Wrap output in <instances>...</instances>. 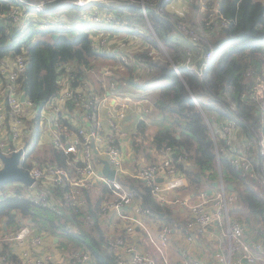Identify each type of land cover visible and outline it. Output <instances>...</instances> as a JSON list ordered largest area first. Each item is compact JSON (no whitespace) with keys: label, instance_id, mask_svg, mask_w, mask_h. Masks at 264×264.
Listing matches in <instances>:
<instances>
[{"label":"trees","instance_id":"1","mask_svg":"<svg viewBox=\"0 0 264 264\" xmlns=\"http://www.w3.org/2000/svg\"><path fill=\"white\" fill-rule=\"evenodd\" d=\"M37 1L39 0H27L28 11L33 14H28L26 18L28 24L24 32L0 24V59L7 53L17 54L23 45L26 51V66L18 75L17 83L25 97L39 108L57 93L59 89L57 81L61 72L66 73L67 68L71 70L76 80L71 82L72 85L79 81H88V72L95 68L94 60L105 55L100 54L103 51L97 52L101 48L96 49L94 47L96 41L91 33L84 31L87 25L73 22L79 19L85 24L90 23L91 20L82 16L88 13L87 6L75 7L70 3L73 0H44L41 7L43 9L37 10L36 5L39 3ZM114 2H119L120 5L104 3L97 5L98 15L104 13L102 15L110 14L113 17L106 26L108 31H112L115 22L132 24L127 28L136 32L133 35L145 36L146 28L151 39H146L145 36L144 40L147 42L142 43L159 48L164 56L167 51L164 46L169 45L168 55H171L172 60H153L145 51L135 52L133 57L131 55V63H123L124 74L119 79L140 89L158 88L151 110L145 115L146 118L151 115L152 122L160 124L150 136L151 146L158 151L167 146L171 147L172 163L183 172L191 184L199 185L206 178L212 180L220 176L233 184L234 189L240 187L237 191L240 203L245 208V221L250 224L254 219V224L258 220V223L264 224V193L253 190L251 184L253 178L242 176L223 155H220L218 163L216 162L215 143L205 118L208 112L224 116L225 113L228 114L230 104H233L236 125L241 128L244 135L252 138L264 135V0H218V16L207 26L215 33L209 36L200 35L195 42L202 48L197 52L193 48L189 51L186 47L180 50V43L173 41L176 35L190 37L185 31V26H189L187 21L192 20L191 15L188 17L155 12L154 8L166 4L163 0H114ZM10 4L9 1L0 2V14L9 12ZM62 7L70 8L69 13L67 10L63 13L72 19L66 20L68 24L77 26L75 27L77 29L60 30L61 32L53 37L52 31L57 28V23L49 21L47 24H50L51 28H41V23L45 19H40L39 16ZM73 7L78 13L76 11L72 13ZM200 22L201 26L206 25L205 21ZM137 24L141 26V30L136 31L138 27L134 25ZM197 32L199 34V31ZM124 40L126 39H120ZM211 48L214 52L212 61L201 74L194 72L192 68H185L184 64L187 61L198 64L199 53L202 52L204 56ZM136 59L145 68L150 69L146 77H139L135 73L134 69L141 67L133 62ZM174 65L180 67L179 73L175 71ZM192 95L206 101L196 103L192 100ZM62 123L69 127L65 121ZM146 130L147 124L140 118L132 133L136 151H139L142 145L141 139L146 138ZM221 144L220 142L218 145ZM145 156L150 157L149 153ZM179 156L183 157V160ZM70 160H73L70 153H64L60 148L53 146L43 158H37L35 164L39 165L43 161L46 165L57 163L61 167H68ZM77 163L79 162L75 164ZM22 165L31 167L32 163L25 162ZM255 167L260 173V162L256 163ZM123 181L155 217L166 224L176 222L171 218L170 207L158 202L151 195L148 186L133 177H123ZM11 184L10 189L14 194H8L0 199V219L5 216L9 223L16 222V216L20 214L30 219L39 231L56 235L62 248L66 249L71 244L74 247L77 245L88 250L100 264H116L114 252L108 242L109 238L112 239L114 236L107 234L105 227H101L100 221L96 219L101 203L114 198L111 188L101 184L99 186L101 189L94 200H91L90 191L94 192L98 188H84L83 194L89 208L76 211L74 207L60 205L61 203L56 210L48 205L35 204L29 198L19 195L27 186ZM5 185H0V188ZM54 189V194L63 200L61 188ZM87 214L94 216L93 222L85 220ZM176 223L181 225V222ZM254 224L252 223L253 226ZM85 225L89 228L84 229ZM6 245L2 242L3 253L7 252ZM73 251H69V254ZM7 255V261L3 264L19 263L16 255L10 252Z\"/></svg>","mask_w":264,"mask_h":264},{"label":"built area","instance_id":"2","mask_svg":"<svg viewBox=\"0 0 264 264\" xmlns=\"http://www.w3.org/2000/svg\"><path fill=\"white\" fill-rule=\"evenodd\" d=\"M3 1H10L11 9L9 12L0 14V24L7 28L15 27L24 32L28 24L26 18H28V14H33V12L28 11L29 3L27 0ZM99 1L104 3L105 0ZM163 1L170 3L172 0ZM37 2H39L36 5L37 10H42L41 7L45 1L39 0ZM96 2L98 1L73 0L70 3L77 7H86ZM215 5L217 7L216 12H218V0L200 2L199 8L206 11L208 6ZM142 11L146 14L144 8ZM156 12L164 14L162 7L156 8ZM209 13L204 12L201 19L208 25L211 24ZM101 17L107 16L98 15L96 12L95 15L89 18L91 24H85L79 19L73 22H76L75 24L81 23L83 26L87 25V30H96V28L88 26L100 25L97 22L100 21ZM108 19L111 21L113 18ZM66 20L57 21V28L54 31L77 29L75 28L77 26L68 24ZM51 27L50 24L41 23V28ZM181 28L185 29V27ZM185 31L190 34V37H188L192 42L200 38L197 31L190 32L186 29ZM94 47H97V45L94 44ZM24 50L22 45L17 54L7 53L0 59V151L2 154L9 156L23 148L25 137L32 131L30 120L37 115L39 123L44 125L46 112L48 113L52 109L53 114H56L57 103H64L63 110L60 111L65 114L68 111L73 113V119L71 120L73 127H70V124L67 123L68 127L59 119L54 118L52 121L54 129H52L50 140L54 147L60 148L64 153H70L73 160H70L68 167H61L57 163L37 165L31 158L22 162L20 166L28 171L33 182L24 188L19 195L29 198L35 204L48 205L54 210L61 203L60 205H69L78 211L86 206L83 189L95 188L105 184L112 189L114 198L104 201L100 206L97 212V218L100 222L110 227L109 232L113 236H115L113 230H125L128 234H132L136 228L142 229L149 242L154 245L156 251L160 254L164 264H172L163 251L170 228L163 225L159 228L157 237L152 235L153 231L144 223V219H147L149 213H151L150 210L141 203L134 191L123 181V177H133L148 186L151 195L160 203H179L188 209L189 219L185 224L187 231L191 232L188 239H193V232H203L210 225H216L230 239L228 248L230 254L240 253L241 257L249 264L264 263V229L261 230V238H249L248 226L229 213L230 207L237 200L235 192H225L221 188L211 194L212 196L202 195L198 201H190L186 198L168 199V191L180 190L185 186V176L172 163L173 150L169 146L160 150L159 160L156 162L143 163L144 161L136 158L126 162L119 142V137L125 133L121 119L126 115L123 110L127 108L126 102L131 103L135 99L137 102L140 101L136 98L139 97V88L121 90V83L117 79L111 78L109 91H113L112 95L104 98L97 95L89 84L85 83L81 88L73 86L71 82L75 80L74 75L67 68L68 73H63L58 77L59 93L57 92V95L52 96L50 100L43 104V106L45 104L48 106V103H50V106L46 110L42 107L38 109L27 97L24 96V99H21L23 92L20 91L17 83L18 75L26 66V51ZM126 52H120V64H123L121 57H126L124 63L129 62ZM213 55L214 52L211 48L202 56V60L198 64H191L187 61L184 64L185 68H192L194 72L201 74L202 70L212 61ZM173 67L175 70L179 68L176 65ZM143 68L147 69L144 65ZM104 72L110 77L113 75L107 68L104 69ZM68 102H71V104L69 105ZM67 105H69V108ZM102 110H105V113H102ZM137 111L147 112L148 108H139ZM228 111L229 114L215 121L212 129H210L215 143L216 159L218 160L219 156L223 155L242 176L253 178L256 180L255 182L264 186V135L256 138L243 135L237 138L233 104H230ZM115 140H117V143ZM220 142L222 144L218 145ZM96 156L97 158H95ZM179 157L183 160V157ZM98 160L106 161L114 171L112 179L106 177L102 171L96 168V161ZM25 162L32 163V166L25 167L22 165ZM76 162L79 163L75 164ZM259 162L261 164L260 173L255 167L256 163ZM2 166L3 162L0 159V169ZM19 184L23 185L22 183ZM11 186L12 184L8 183L0 188V199L8 194H14L10 189ZM55 187L61 188L60 192L63 200L54 194ZM252 188L257 191L256 186H252ZM111 210L115 212L116 216L110 214ZM86 217L92 219L88 214ZM16 220L17 226L14 230H11L7 236L0 235V264L7 261V254L10 252L7 248V252L3 253L2 242L7 244L19 243L21 245L27 240L33 247L22 248L18 264H92V258L84 250H76L71 254L60 255V259H54L47 250L40 251L41 235L36 232L37 230H31L32 225L24 223L25 219L22 216H17ZM112 239L117 264H157L154 256L148 251L138 250L132 243L124 244L123 239L119 237L116 239L113 237Z\"/></svg>","mask_w":264,"mask_h":264},{"label":"crops","instance_id":"3","mask_svg":"<svg viewBox=\"0 0 264 264\" xmlns=\"http://www.w3.org/2000/svg\"><path fill=\"white\" fill-rule=\"evenodd\" d=\"M204 1H206V0H172L170 3H166L165 5L160 6V7L163 8L164 13H168V14H177L178 16H182V15L185 16V15L190 14L192 16V20H191L192 23H195L197 26L198 25L201 26V22L198 19L197 14L199 13L200 15H203V13L201 14L200 12H197V14H196L195 10H192L191 12H188V11H190V8H193V7H195L194 9H197V11H200L199 10L200 2H204ZM0 2H6V1L0 0ZM182 4H184V5H182ZM95 5L97 6V4H95ZM95 5H89V6H87V8L95 7ZM75 7H77V6H75ZM75 7L72 8L73 13L75 11L77 13V9H75ZM184 8H186V10H184ZM66 10L68 12V11H70V8H68V7H66V9H65V7H62L59 9L55 8V9L51 10V12L49 14L59 13L61 11L63 13ZM154 11L156 12V8H154ZM45 14L46 13H43L41 15L44 16ZM64 17L68 20H72V19H69V16L64 15ZM114 25H115L113 27L114 33H117V35H120V33L118 31H120L119 25L121 26V22H115ZM88 27H91V25H89ZM89 30H93V29H89ZM89 30L85 29L84 31L89 32ZM198 30L200 32L199 28H198ZM100 31H102L100 28H96V30H94V32L91 33L92 38L96 39L98 36V32H100ZM59 32H61V31L60 30L52 31V34L56 33V36H57V34ZM123 33L125 34L123 37H125L127 39L131 38L134 41L137 40L138 42L141 43V46H146V44L142 43V42L146 41V40H144V37L136 36V35L129 34V33H128L129 35H127V33L124 30H123ZM112 35H107V36H112ZM174 37L176 38V41H178L180 43L182 50H184V48L186 46L190 47V49L193 48V50L196 52L200 51V49L202 48V47H200V44H198V42H192L189 40V38H187L185 36H184L185 38L183 36L178 37L177 35ZM199 37H200V35H199ZM186 39L189 41H187ZM102 44L103 43H101V46H102ZM99 45L100 44L97 45L96 49L99 48ZM101 46H100L101 49L105 48V47H101ZM101 49H99L97 52L103 51L100 54L105 55V56H102L101 59H103L104 61L111 62L108 64L113 63V58H116V60H118V57L116 56L117 51H115L114 49H111V50L110 49L107 50V48H105L106 50L105 49L101 50ZM202 55H203V53L200 52L199 53L200 61L202 60ZM116 63H119V61ZM115 65L117 66V64H114V66ZM119 65L122 66L123 64L119 63ZM105 68L109 69L113 73V75L111 77H110V75H108L104 72ZM63 73L64 72H61L58 77H60V75ZM123 74H124V71L121 68L113 70L112 68H110L108 66H105V67L102 66L100 69L101 79L99 78L98 81L94 82L91 80L90 76L88 75L89 76V80L87 79L88 81H79L76 84H74L73 86H75L77 88H81L83 84H85V83L89 84L92 87V90L97 95L103 96L104 98H106L107 96L112 95V92H113L112 90L109 91V81L111 78L117 79L118 82L121 83L120 84V85H122V87L120 88L121 90H132V88H135V86H131L127 83H124V81L121 82L119 80L121 78V75H123ZM257 87H258V85H257ZM157 90H158L157 87L152 88L150 90H147L146 88L139 89L140 95L138 94V96L140 98L139 97H136V98H138L140 101L137 102L135 99V100H132L131 103H128V102L125 103V105H127V108H125L123 110H124L126 115L123 119H121V124L123 126V129L125 130V133H124V135L119 137V142H120V145L123 149V156L126 159V162H129L130 159L136 158V159H139L141 161H144L143 163H146L145 162V160H146L148 163V162H153V160H155V158H157V157L159 158L158 154H159L161 149L159 151L156 150L153 146H151L149 141H150V136L153 134V132L158 128V126L160 124L153 123L151 120V117H150L151 115L147 116V118L145 117V115H147V113L151 109H149V105L147 104V100L143 99L145 96L142 98V95L145 92H146V95L147 94L153 95L154 93L157 92ZM59 91H60V89H58L57 92L59 93ZM55 95H57V94H55ZM136 96H137V94H136ZM192 100L197 101V103L200 101H206L204 99H198V98L194 97L193 95H192ZM49 106H50V103H48V106H47V104H45L44 106L42 105L41 107L45 108V110H46V108H48ZM62 106H64V103H57L56 109H55L56 114H53L52 109L48 113L46 112V116L44 118V123H45L44 125H41L39 123L37 115H35V117L30 120V123L32 124V131H30L27 134V136L25 137L23 150L26 151L27 153H29V156L32 155V157H30V158H31V160H33L34 163L37 162L36 161L37 158H43L47 154V152H49L50 149L53 147V144L50 140V135L52 134V129H54V125H52V121L54 118L59 119L61 122L65 121L66 123L70 124V127L71 126L73 127V124H71L72 123L71 120L73 119V113L71 111H68L67 114H65L64 112H61L60 110H63ZM67 106L69 108V105H67ZM145 107L148 108L147 112L137 111L139 108H145ZM38 109H40V108H38ZM228 109H229V107H228ZM228 109H227V111H228ZM130 110H131V112H130ZM102 113H105V110H102ZM133 114H135V117ZM228 114H229V111H228ZM225 115H227V114L225 113ZM205 117L207 118L206 121H208L210 129H212L214 122L219 120V118H221L222 116H219L218 113H215V112H211V113L208 112L205 115ZM140 118L145 120V123L147 124V130H146V134H145L146 138L141 139L142 145H141L139 151H136V149L134 148L135 143H133L132 133L136 127V122ZM152 125H156V127L154 130L149 131L150 127H154ZM237 134H238L237 138L244 135V133L242 132V130L239 126H237ZM137 140H139V139H137ZM115 142L117 143V140H115ZM26 147H27V149H26ZM36 149L38 151H40L39 153L37 151V153L40 154V156L35 155V154H37V153H34L36 151ZM140 150H141V152H140ZM142 150H145V151L142 152ZM148 153H149L150 157L146 158L145 155ZM151 155H154L153 159H151ZM95 158H97V156ZM218 160L216 159L217 163H218ZM103 162H104L103 160L96 161V168L100 171H102ZM42 164H44L43 161L39 165H42ZM186 164H188V163H186ZM255 181L256 180L253 179L251 184L253 186L257 187V192L263 194L264 193V186L262 184H259V183H257V184L253 183ZM25 186H27V185H25ZM99 186L95 187V188H98V190H96L94 192L90 191L91 200H94L97 192L100 191L101 188H99ZM95 188L93 187L92 189H95ZM221 188H223L225 192H235L236 193L237 200L234 203V205H232L230 207L229 213L231 216H233L234 218H236L240 221L241 220L240 214L234 212V211H236L235 208H236L237 204H240L239 194L237 191L240 189V187H237V189H234L233 184H230L229 182L225 181L220 176L217 179H212V180L206 178L199 185L191 184V182L190 181L188 182V179L185 177V186L182 187L180 190L168 191L167 192V198L168 199H170V198H172V199H174V198H177V199L186 198V199H189L190 201H198V200H200V197L202 195L214 194L215 192H217ZM88 189H90V188H88ZM83 196H84V194H83ZM85 201H87V200H85ZM103 202L101 203V205L103 204ZM161 204H163V203H161ZM86 205H87V202H86ZM163 205H168L170 207L171 218L174 219V221H176V222H181V225L177 224L176 222L171 223V224L170 223L166 224L162 220H160L159 218L155 217L152 213H149L147 219H144V223L146 224V226L150 230L153 231L152 235L154 237H157V233L159 231V228H161V226L167 225L170 228V231H169V234L167 237V241L163 247L164 254L170 263H172V264H184V263H189V264H249L241 257L240 253H232V254L229 253L228 248L230 245V239H229V237H226L224 235V232H221V229L219 226L210 225L203 232H200V231L193 232L194 233L193 239L190 240V239H188V235H190L191 232L187 231L186 226H185L186 222L189 219L188 209L183 207L179 203H175V204H165L164 203ZM85 207L89 208V206H85ZM110 214L113 216H116L115 212L112 210L110 211ZM17 216H21V215L18 214ZM17 216H16V218H17ZM93 218H94V216L92 217L91 222H93ZM14 219H15V217H14ZM24 219H25L24 223L32 225L31 230H35V231L37 230L36 232L41 235L42 244L39 247L40 251H46V250L49 251L50 255L54 259H60L61 258L60 255L68 254V253L64 252L66 250L61 247L56 235L50 234V233L44 232V231H38L37 227L33 224V222L30 219H28V218H24ZM96 219L98 222L100 221L97 218V216H96ZM242 221L246 224V226H248L249 238H253V239L261 238V230L263 229L264 224L258 223L259 220L256 221L257 222L256 224H254L255 223V222H253L254 219L251 220L252 223L254 224V226L252 225V223L249 224L245 220H242ZM15 223L16 222H13V221H11V223H9L8 219L5 216L1 217V219H0V235L4 234L5 236H7L11 230H14L16 228ZM99 223H101V222H99ZM102 224L103 223H101V225ZM103 225L102 226L105 227V231H110V227L108 225H106V224H103ZM113 233L114 234L118 233V231L113 230ZM108 234L112 235L110 232ZM128 242L135 245L138 250L148 251L149 253H151L154 256V258L156 259L157 264H164L160 254L156 251L154 245L149 242L148 237L145 235V233L142 229L136 228L134 233L129 234ZM6 246L10 252H12L14 255L17 256L18 259H19V254H21V251L23 250L22 248H26L29 246L31 248L33 247L30 245L29 240L25 241V243L21 244V245H19V243H13V244L9 243ZM40 251H38V252H40ZM92 264H100V263L96 262L95 260H92ZM256 264H264V263L263 262H257Z\"/></svg>","mask_w":264,"mask_h":264},{"label":"rangeland","instance_id":"4","mask_svg":"<svg viewBox=\"0 0 264 264\" xmlns=\"http://www.w3.org/2000/svg\"><path fill=\"white\" fill-rule=\"evenodd\" d=\"M214 0H212V2H213ZM104 2V4H107V5H114V6H118V5H120V3L119 2H114V0H112V1H110V0H105V1H103ZM33 3H36V2H33ZM92 5H95V4H100V2H96V3H91ZM182 5H184V4H182ZM184 10H186V8H184ZM192 10H195V13L197 14V12H200L201 14L202 13H204V12H210L209 13V16H211V23L215 20V17L216 16H218L217 15V13L218 12H216V10H217V7H216V5L215 6H208V8L206 9V11L205 10H200V8H199V10L200 11H197V9H194V8H190V11H188V12H191ZM86 11L88 12V13H86L85 15H82V16H84V17H86L85 19H88V20H90L89 18L92 16V15H95L96 14V12H98L97 11V6L95 5V7H91V8H86ZM73 13V12H72ZM75 13V12H74ZM78 13V12H77ZM63 14H65V13H54V14H45L44 16L43 15H41V16H39V18L40 19H45L46 21H43L44 23H47V22H51V21H54V22H57V21H59V20H63V19H66L64 16H63ZM101 15L102 14H104V13H100ZM106 16L107 17H101L100 18V21L99 22H97V23H100V25H91L92 27H94V28H100L102 31H100V32H98V36H97V38L96 39H94L95 41H96V45H98V44H100L99 45V47L101 46V43H103L102 44V46L101 47H105V48H107V50H111V49H114L115 51H117V54H116V56L118 57V60H116V58H113V63L112 64H108V63H111V62H109V61H104L103 59H101V57H99L97 60H94V65H95V68L93 69V70H91V71H89L88 72V70H87V72H88V75L90 76V78H91V80L92 81H98L99 80V78L101 79V77H100V69H101V67L103 66V67H105V66H108V67H110V68H112L113 70H116V69H118V68H121L122 70L123 69H125V66H124V64L122 65V66H120L119 65V63H116V62H118L119 61V59H120V52H122V51H127L126 52V54L128 55V57H129V63H131L132 62V58H131V55H132V57H133V54L135 53V52H138V51H145L146 52V54H148V56L151 58V59H153V60H168V61H170V60H172V57H171V55H168L169 54V51H168V47H169V45H167V46H164L165 48V50H167V51H165V53L164 54H166L165 56L163 55V53H162V51L159 49V48H156V47H150L149 46V44H146V46H141V43L140 42H138L137 40H133V39H131V38H129V39H127V38H125V37H123L125 34L123 33V30L124 31H128V32H126L127 33V35H129V34H133V33H136V32H134L133 30H129L127 27H129L130 25H132V24H129V25H127L126 23L125 24H121V26L119 25V29H120V31H118L119 33H120V35H117V33H114V31H113V29L114 28H112L111 30L113 31V33H112V31H108L107 29H106V26L108 25V23L109 22H111V21H109V19L108 18H113L112 16H110V14H106ZM183 16V15H182ZM188 17H190V14H188L187 15ZM197 17H198V19L201 21V19H202V15H200L199 13L197 14ZM101 19H103V20H101ZM189 19H191V18H189ZM85 21H87V20H85ZM92 22H90V24H91ZM187 24L189 25V26H185L186 27V30L187 31H199L198 30V28L200 29V32H199V35H206V36H209V35H213L214 33H215V31L212 29V28H208L207 26H209L208 24H206V25H204V26H206V28L204 27V26H200V25H196L195 23H192V21L191 20H188L187 21ZM115 25L113 24L112 25V27H114ZM134 26H136V27H138L137 28V30L136 31H138V30H141L142 28H141V26L139 25V24H137V25H134ZM144 30H145V36H146V39H151V37H150V32L149 31H147V29L146 28H144ZM94 32V30H89V32L88 33H93ZM143 32V31H142ZM123 33V34H122ZM129 33V34H128ZM201 33V34H200ZM113 34V35H112ZM107 35H112V36H107ZM145 36H143V37H145ZM121 37L122 38H125L126 40H124V41H120V39H121ZM129 37V36H128ZM135 39V38H134ZM173 41H176V38L174 37V40ZM158 42L161 44V41L158 39ZM144 45V44H143ZM162 45V44H161ZM105 48H102V49H105ZM159 49V50H158ZM162 50H164L163 48H161ZM180 49H181V47H180ZM186 49H190V47H187L186 46ZM106 50V49H105ZM190 51V50H189ZM121 60L123 61V63H124V61H126V57H124V58H122L121 57ZM128 60V59H127ZM133 62H136V64L137 65H141V67H137V68H135L134 69V71H135V73H137V75H139V77H146L147 75H148V72H150V69L149 68H147V69H144L143 68V65L140 63V61H138L137 59H136V61L134 60ZM107 64V65H106ZM114 64H117V66L115 65L114 66ZM75 65V64H74ZM105 65V66H104ZM76 66V65H75ZM66 73H68V72H66ZM95 84V83H94ZM144 93V92H143ZM156 94L157 93H154L153 95H151V94H147L146 95V92L142 95V98L144 99V100H147V104L149 105V109H151V104L153 103V101L155 100V97H156ZM154 96V97H153ZM148 99H147V98ZM130 112H131V110H130ZM134 115V117H135V114H133ZM133 117V118H134ZM206 118V117H205ZM206 120H207V118H206ZM208 122V121H207ZM209 125V124H208ZM152 126H154V127H150L149 128V131H151V130H154L155 129V127H156V125H152ZM209 128H210V126H209ZM37 149H36V151L34 152V153H37ZM40 151H38V153H39ZM35 154V155H39L40 156V154ZM34 155V156H35ZM30 157H32V155H30ZM154 158V155H151V159H153ZM159 160V158L157 157V158H155V160H153V162H156V161H158ZM145 162L147 163V161L145 160ZM152 162V163H153ZM149 163V162H148ZM236 211H234L235 213H238V214H240V217L241 218H243V219H241V220H246V212H245V208H244V206L240 203V204H237V206H236ZM85 218V220L86 221H91L92 219H87L86 217H84ZM100 225H101V223H99ZM103 225V224H102ZM102 225H101V227H102ZM104 226V225H103ZM84 229H86V228H89L88 227V225H85L84 227H83ZM123 231V232H122ZM106 233L108 234L109 233V231H106ZM128 236H129V234L127 233V231H125V230H120V231H118V233H115V236H114V238L116 239V238H121V239H123V241H124V244H129L130 242H128ZM109 243H110V247H111V249L113 250V252H114V247H113V239H111V238H109V241H108ZM105 247V246H104ZM106 248V247H105ZM71 251V250H74V251H76V250H84V251H87L88 253H89V255H90V257L92 258V260H94V257L90 254V252L88 251V250H86V249H84V248H81V247H79V246H73L72 244L70 245V246H68V247H66V251H64L65 253H68L69 254V251ZM73 251V252H74ZM114 257H115V252H114ZM96 261V260H95ZM97 262V261H96ZM115 263H116V260H115ZM117 264V263H116Z\"/></svg>","mask_w":264,"mask_h":264},{"label":"water","instance_id":"5","mask_svg":"<svg viewBox=\"0 0 264 264\" xmlns=\"http://www.w3.org/2000/svg\"><path fill=\"white\" fill-rule=\"evenodd\" d=\"M53 37H56V33L52 34ZM24 93L21 95V99H24ZM22 153V149L13 152L11 155L7 156L1 153L0 151V159L3 162V166L0 169V185L18 182L23 185H31L33 179L29 176L28 171L23 169L21 164L20 155ZM103 174L112 179L114 177V171L110 168L106 161L103 162L102 167ZM160 180V179H159Z\"/></svg>","mask_w":264,"mask_h":264},{"label":"clouds","instance_id":"6","mask_svg":"<svg viewBox=\"0 0 264 264\" xmlns=\"http://www.w3.org/2000/svg\"><path fill=\"white\" fill-rule=\"evenodd\" d=\"M9 2H10V1H9ZM179 69H180V67H179L178 69L176 68L175 71H176L177 73H179V72H180ZM139 89H140V88H139ZM146 89H147V90H150V89H152V87H146ZM195 102L197 103V101H195ZM21 149H22V153H21V155H20V159H21V163H22V162L26 161L27 159H29L30 156H29V153H27L26 151L23 150V148H21ZM26 149H27V147H26ZM26 149H25V150H26ZM15 183H16V182H15Z\"/></svg>","mask_w":264,"mask_h":264},{"label":"bare ground","instance_id":"7","mask_svg":"<svg viewBox=\"0 0 264 264\" xmlns=\"http://www.w3.org/2000/svg\"><path fill=\"white\" fill-rule=\"evenodd\" d=\"M96 1L101 2V1H99V0H96Z\"/></svg>","mask_w":264,"mask_h":264}]
</instances>
